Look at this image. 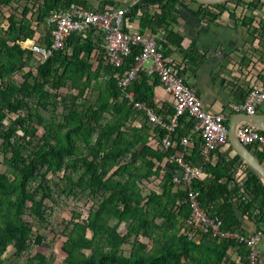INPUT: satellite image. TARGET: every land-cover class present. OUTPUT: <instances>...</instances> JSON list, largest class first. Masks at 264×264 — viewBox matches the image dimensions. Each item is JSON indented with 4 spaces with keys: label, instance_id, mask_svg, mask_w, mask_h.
<instances>
[{
    "label": "trees",
    "instance_id": "trees-1",
    "mask_svg": "<svg viewBox=\"0 0 264 264\" xmlns=\"http://www.w3.org/2000/svg\"><path fill=\"white\" fill-rule=\"evenodd\" d=\"M13 1L0 0V10ZM178 1L157 0L153 14L134 7V14L142 11L140 34L173 22ZM230 2L199 5L198 11L209 21L224 12L229 18L237 15L252 39L261 41L264 26L253 25L257 6L237 1V7L229 11ZM71 3L81 6L79 0H28L17 14L9 15L6 29L0 28V157L6 168L0 174V264L5 253L14 250V257L19 258L20 253L46 241L39 233L34 235L33 229L47 226L52 208L43 200L54 202L53 197L92 202L86 225L67 221L62 227L65 264H249L245 244L233 238L214 239L201 229L196 235L185 227L190 209L184 191L172 184L169 169L175 165L166 164L159 192L143 195L140 190L142 183L158 177L163 160L181 148L177 144L165 152L152 149L148 128L133 126L136 111L127 100L119 102L122 93L116 77L134 65L139 48H133L122 67L114 69L102 64L94 35L83 40L72 34L65 50L54 52L41 64L23 47L26 41L49 45L50 27L37 37L39 25H48L47 18ZM246 11L252 15L247 17ZM166 41L180 48L177 35L169 33ZM166 47L162 43V50ZM16 74L21 81L12 78ZM154 80L139 73L129 89L135 101L155 107L152 89L159 80ZM190 129L191 123L183 116L170 135L154 130L159 140L168 137L173 142ZM228 146L227 142L223 147ZM222 148L211 153L204 168L206 177L192 181L190 188L197 193L201 209L219 219L221 232L247 237L238 212L264 229V181L237 154L223 156ZM246 148L264 165V151ZM201 150L199 139L191 151L192 161L201 157ZM55 175L57 181L49 178ZM120 228L125 231L120 233ZM88 230L91 237L85 240ZM142 240L155 246L153 252L147 251ZM124 245L129 246L128 255H124ZM231 252L238 255L237 261L231 259ZM38 256L29 262L51 264L50 256Z\"/></svg>",
    "mask_w": 264,
    "mask_h": 264
},
{
    "label": "crops",
    "instance_id": "crops-1",
    "mask_svg": "<svg viewBox=\"0 0 264 264\" xmlns=\"http://www.w3.org/2000/svg\"><path fill=\"white\" fill-rule=\"evenodd\" d=\"M156 1L157 0H79L81 6L85 9L98 11L106 7L126 9L127 16L124 19L123 29L131 34H140L141 13L143 10H147L149 13L153 14L154 10L152 9L156 8L154 5ZM237 1L240 0L231 1L227 5L229 11H233L232 3L236 5ZM241 1L244 3L253 2L257 6L256 10L253 11V15L256 16L254 24L260 22L261 25L264 26V0ZM11 4H13V2ZM11 4L0 10V20L1 17L4 16V23L0 24V28L6 29L8 25L7 18L9 15L3 14V10L10 8ZM134 7H139L141 10L143 8V10H138L134 14L132 12ZM198 9L199 5L193 1L179 0L172 11L175 17L173 22H168L156 28L155 31L146 28L141 35L153 39L162 55H164L166 51H169L164 57L165 62L176 69V75L181 77L194 92L201 103L202 110L211 115H222L225 119V125L228 124L229 126L230 122L235 118H239L237 116L240 115V113H235L233 111V107L243 103L251 84L256 80L264 81V38L261 41L257 39L253 40L250 35V29L242 25L241 21L237 19V15L234 18H229L227 12H224L216 21H209L202 17ZM249 14L252 15V12L247 14L246 11L247 17ZM39 27L37 37H40V34L43 37L48 25L43 23L39 25ZM169 33L175 34L181 39L180 48L166 41ZM173 39L176 40V38ZM37 42L38 41L34 43ZM99 42L100 40L98 44ZM162 43L167 45V50H162ZM32 44L33 43L26 41L23 47L28 48ZM190 58H192V60H190ZM195 64L198 66H194ZM150 66V61L144 64L145 68ZM26 69L27 67H24L23 71ZM16 77L20 78V74H16V76L12 78L16 81H21V79H17ZM149 77L152 81H155L154 77H156V75ZM149 84L151 85L152 82L149 81ZM130 93L133 95L132 91H130ZM122 99L124 98L122 97L119 102H122ZM152 102L155 107H149L154 110L155 114L164 123L168 124L173 117L170 112L174 109V101L164 92L159 82H157L152 89ZM156 111H158V114ZM135 115L136 119L132 121V125L139 128L143 124L142 122H144V116L141 113H135ZM255 115L262 116V122L264 123V103L257 108ZM144 123L148 128L147 134L150 136L148 145L152 149L158 148L160 151L165 152L162 148L161 141L158 139L157 135H155V130H152L146 122ZM243 124L248 125L247 123L241 122L237 124V128ZM258 131L262 132L260 130ZM165 132L170 135L174 131L170 133L167 131ZM189 135L190 131L186 136ZM199 139V137L192 135L189 139V145H179L181 150H175V152L178 151V153L182 154L186 163L191 166H198L202 162V150L200 158L193 159V161L191 158V151L194 147V143ZM253 149L256 150V148ZM220 153H222L223 156L231 157L235 152L229 145L228 147H223ZM171 156L166 157L160 165L163 168L157 177L160 181L163 173H166L168 170L166 164H173L171 162ZM210 158H212V154L209 159ZM209 159L207 162H209ZM175 170L176 167L174 170L169 169L172 175H174ZM205 177L206 175L203 173L202 177L194 180L200 181ZM174 189L184 191L186 187L184 185L180 187L174 185ZM243 220L247 221L245 218H243ZM244 221H242V227L249 235H260L258 264H264V229L262 226H255L249 221H247V223ZM230 257L233 261H237L238 259V255L235 252H231Z\"/></svg>",
    "mask_w": 264,
    "mask_h": 264
},
{
    "label": "built area",
    "instance_id": "built-area-1",
    "mask_svg": "<svg viewBox=\"0 0 264 264\" xmlns=\"http://www.w3.org/2000/svg\"><path fill=\"white\" fill-rule=\"evenodd\" d=\"M126 16L127 10L123 8L106 7L98 11L85 9L71 3L47 18V24L50 27L49 45L34 43L27 49L31 52L35 63L41 64L54 52L65 50L66 41L72 34L79 35L83 40L94 35L92 37L94 41L100 40L98 44L100 52L98 53L101 54L102 64L120 69L132 49L139 48V53L134 58V65L123 76L116 77L117 87L122 93V97L127 100L136 113H141L144 116L145 122L152 130L157 128L170 133L174 131L178 119L183 116L191 123L189 136L173 142L168 137L160 139L165 151L175 148L177 144L180 146L189 145L192 135L202 140V162L200 165L187 164L183 155L178 151L171 156V162L176 166L175 173L172 175V183L176 187L181 185L186 187L184 193L190 213L185 221V227L196 235H198L197 229H201L203 234H210L214 239H236L249 249V264H258L260 235L250 234L246 237L221 232L219 219L208 216L201 209L197 193L189 186L192 180L202 177L204 165L210 154L228 142V128L225 125L224 117L211 115L202 110L201 103L194 92L181 77L176 75V69L165 62L153 39L138 33L131 34L124 31L123 24ZM254 26L257 27L258 24L256 23ZM148 61L151 62V66L145 68L144 64ZM139 73H145L148 76L156 75L164 92L173 99L174 114L168 124L164 123L145 103L135 101L134 96L130 93L129 89ZM263 103L264 81L256 80L251 84L243 103L234 106L233 111L253 116ZM236 137L243 146L264 151V135L257 129L243 124L237 128Z\"/></svg>",
    "mask_w": 264,
    "mask_h": 264
},
{
    "label": "rangeland",
    "instance_id": "rangeland-1",
    "mask_svg": "<svg viewBox=\"0 0 264 264\" xmlns=\"http://www.w3.org/2000/svg\"><path fill=\"white\" fill-rule=\"evenodd\" d=\"M28 0H14L11 7L8 9L3 10V14L10 15L11 13L17 14V10H20L23 5L27 4ZM240 2H242L240 0ZM237 7V6H236ZM235 4L232 3L233 10L236 8ZM16 10V11H15ZM240 10V9H238ZM238 14V13H237ZM239 16L241 13L239 12ZM4 23V16L1 17L0 24ZM33 64L32 62H30ZM16 76V75H15ZM14 76V77H15ZM17 79L19 77H16ZM20 79V78H19ZM20 81V80H19ZM64 90L61 91V93ZM63 92L62 94H64ZM144 120V119H143ZM145 122V120H144ZM142 122L143 124H145ZM3 157H0V174L6 171V168L2 164ZM50 179L53 181H57L58 175L49 176ZM159 179L152 178L147 183H142L140 185V190L142 191L143 195H146L150 190L158 191L159 192ZM54 202L43 200V203L47 205V207H51V216L48 218V224L44 228L33 229V234L36 235L39 233L42 235L46 241L40 247H30L27 251L20 253L19 258L14 257V250L9 251L3 255L2 263L1 264H31L29 262L30 259L38 260L40 256L38 255H45L50 256L51 264H65L63 259L65 257L63 251L61 250V245L65 243V238L61 235L62 227H64L67 221L71 222H80L86 225V221L84 220L87 215V210L90 208L92 202L88 201H75L72 197L68 198H56L53 197ZM125 231L123 228L119 229V232ZM91 232L88 230L85 240H90ZM147 245V251L153 252L154 245L148 243L147 241L142 240ZM124 255H128L129 246L124 245L122 246Z\"/></svg>",
    "mask_w": 264,
    "mask_h": 264
},
{
    "label": "water",
    "instance_id": "water-1",
    "mask_svg": "<svg viewBox=\"0 0 264 264\" xmlns=\"http://www.w3.org/2000/svg\"><path fill=\"white\" fill-rule=\"evenodd\" d=\"M192 1L197 3L198 5L215 6V5L228 3L232 0H192ZM237 117L239 118H235L234 120H232L228 126L227 141L231 149L240 157V159L244 163H246L247 166L256 174H258L264 181V165L261 164L260 161L255 156H253L252 153L245 146H243L236 137V130L238 126L237 124H240L241 122L247 123L248 125L254 127L255 129L264 132V123L262 122V116H258V115L248 116L241 113ZM238 217L241 218L242 221H244L240 213H238ZM244 222L247 223V221Z\"/></svg>",
    "mask_w": 264,
    "mask_h": 264
}]
</instances>
